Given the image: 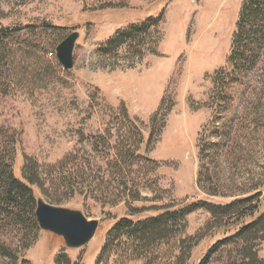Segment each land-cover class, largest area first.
Wrapping results in <instances>:
<instances>
[{
	"label": "rangeland",
	"instance_id": "1",
	"mask_svg": "<svg viewBox=\"0 0 264 264\" xmlns=\"http://www.w3.org/2000/svg\"><path fill=\"white\" fill-rule=\"evenodd\" d=\"M242 1L0 0V25L11 29L4 67L10 88L0 96V124L12 128L19 138L15 175L24 179L28 158L49 166L73 154L60 175L56 172L47 179L51 199L34 186L36 196L50 204L61 200L53 205L81 210L100 222L95 237L81 248H69L63 237L41 229L24 252L28 264H55L57 259L62 264H96L109 230L119 219L137 220L158 215L162 206L175 210L186 204L195 205L186 216L185 232L179 235L198 240L188 264H229L226 260L236 253L233 243L210 251L235 230L227 234L208 230L213 218L201 203L227 204L238 198L239 190L264 180V128L253 133L250 122L246 126L236 120V134L225 141L237 153L217 159L216 171L221 172L224 187L208 189L211 181L202 177L200 185L198 179L201 169L205 174L210 170L209 175L215 171L216 163L201 157L200 140L212 118L206 106L211 76L226 65ZM158 14L162 20L151 40L158 44L157 54L150 50L142 56L123 50L118 55L101 53L118 30ZM73 31L80 36L74 67L66 70L57 58V47ZM122 103L142 129L143 143L133 148L144 156L131 161L124 178L103 159L117 152L124 135L129 136V128L119 130L122 118L116 110ZM245 106L236 101L231 114L253 111L250 104L248 109ZM112 107L117 109L111 111ZM260 110L264 124V106ZM95 136L103 138L95 140ZM211 140L222 142L221 137ZM122 182L130 190L137 186L142 200L133 201L130 191L118 196L116 188ZM141 208L146 210L140 214L136 209ZM174 245L175 238L162 244L164 256L156 264L176 263L171 255L176 252ZM258 250L264 260V241L258 242ZM123 255L115 251L101 264H141L124 263Z\"/></svg>",
	"mask_w": 264,
	"mask_h": 264
},
{
	"label": "trees",
	"instance_id": "2",
	"mask_svg": "<svg viewBox=\"0 0 264 264\" xmlns=\"http://www.w3.org/2000/svg\"><path fill=\"white\" fill-rule=\"evenodd\" d=\"M161 20L160 14L151 15L147 20L129 24L118 30L102 46L101 53L118 55L123 50L124 54L142 56L145 50H150L151 53L157 54L158 44L151 40L153 30L159 26ZM10 31L9 27L0 25V96L8 94L10 88L5 76L6 68H4L8 62L9 44L6 43V38ZM263 66L264 0H243L226 65L211 76L212 89L206 106L212 110V118L204 128L200 141L201 157L211 158L216 166L215 171L211 170L210 175L208 174L210 170H207L205 174L201 169V177L199 176L198 179L200 185L203 184L202 177L211 181L208 189L218 191L225 185L220 184L221 172L216 171L217 163H219L217 159L224 154L230 159L237 153H234L236 149L232 150L225 141V139L232 141L236 134L238 129H235V121L241 119V123L245 121L246 126H250L247 125L250 122L253 133H258L260 130L258 128H264L263 122L260 121L263 118V112L260 109L264 106ZM238 100H241L243 105L246 104L247 109L250 104L254 107V112L243 111V113L240 112L241 115H232ZM115 109L117 108L112 107L111 111ZM116 112L122 118V126L119 130L129 128V136L124 135L116 147L117 152L103 159L107 160V166L116 168L118 175L124 178L123 176L127 174L126 168L131 165V161L144 157L136 152V148H133V145L143 143V133L137 125L138 120L130 116L128 107L124 103ZM158 116L159 113L151 119L153 124L156 123ZM213 137H221V144L210 141ZM93 138L98 140L103 136ZM18 142L19 138L12 128L0 124V264H28L24 252L35 243L41 230L36 216L39 198L36 196L34 186L51 199L52 193L46 188L48 177L54 176L56 172L60 175L61 171L66 169L64 166L73 159V154H69L57 164L42 166L32 158H28L24 167V179L21 180L15 175L13 162ZM126 143L128 146H124ZM129 144L132 146L129 147ZM116 191L118 196H123L125 192L130 191L133 201L142 200L141 191L137 186L130 190L128 183L122 182ZM238 193L235 195L238 198L224 205L201 203L213 218L208 230L224 231L226 234L235 230L231 237L216 243L210 252L217 251L222 244L233 243L236 253L235 256L226 260L229 264H264L258 250V242L264 241V180H258L254 185L242 191L239 190ZM247 193L251 194L245 196ZM53 201H55L53 204L60 205L61 200ZM193 205L195 204H186L175 210H171V207L166 205L159 208L162 212L158 215H149L137 220L130 217L119 219L109 230L96 264L108 261L112 254L119 250L124 254V263L156 264V261L164 256L162 244L174 238L176 252L171 255L175 264H188L198 240L196 237L182 236L179 233L185 232L186 216L193 209ZM145 210V208L136 209L140 214ZM55 264H62V262L57 259Z\"/></svg>",
	"mask_w": 264,
	"mask_h": 264
},
{
	"label": "water",
	"instance_id": "3",
	"mask_svg": "<svg viewBox=\"0 0 264 264\" xmlns=\"http://www.w3.org/2000/svg\"><path fill=\"white\" fill-rule=\"evenodd\" d=\"M79 36L78 31H73L57 47V58L66 70L74 67V50ZM36 216L42 230L63 237L69 248H81L89 243L100 223L89 219L81 210L56 206L44 199L38 200Z\"/></svg>",
	"mask_w": 264,
	"mask_h": 264
}]
</instances>
